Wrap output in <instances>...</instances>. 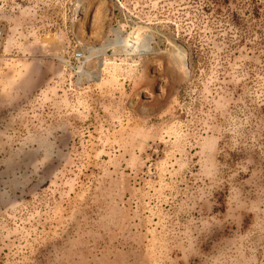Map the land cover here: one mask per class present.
<instances>
[{
	"label": "rangeland",
	"instance_id": "1",
	"mask_svg": "<svg viewBox=\"0 0 264 264\" xmlns=\"http://www.w3.org/2000/svg\"><path fill=\"white\" fill-rule=\"evenodd\" d=\"M0 264H264V0H0Z\"/></svg>",
	"mask_w": 264,
	"mask_h": 264
},
{
	"label": "built area",
	"instance_id": "2",
	"mask_svg": "<svg viewBox=\"0 0 264 264\" xmlns=\"http://www.w3.org/2000/svg\"><path fill=\"white\" fill-rule=\"evenodd\" d=\"M83 61V55L80 52H76L72 56V63L76 66Z\"/></svg>",
	"mask_w": 264,
	"mask_h": 264
},
{
	"label": "bare ground",
	"instance_id": "3",
	"mask_svg": "<svg viewBox=\"0 0 264 264\" xmlns=\"http://www.w3.org/2000/svg\"><path fill=\"white\" fill-rule=\"evenodd\" d=\"M120 42H122L121 40H120ZM120 42L118 43V46H120L119 44H120ZM122 44V43H121ZM139 46H140V44H139ZM145 47V46H144ZM104 48H106V47H104ZM133 48L135 49V48H137V45H136V47H134V45H133ZM146 48V47H145ZM94 53V52H93Z\"/></svg>",
	"mask_w": 264,
	"mask_h": 264
}]
</instances>
